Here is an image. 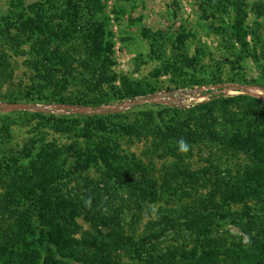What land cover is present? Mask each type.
Listing matches in <instances>:
<instances>
[{
	"label": "trees",
	"instance_id": "16d2710c",
	"mask_svg": "<svg viewBox=\"0 0 264 264\" xmlns=\"http://www.w3.org/2000/svg\"><path fill=\"white\" fill-rule=\"evenodd\" d=\"M208 4L218 6L219 2L208 0ZM50 5L48 8L55 11L59 20L57 28L52 25L56 15L41 8V3L22 9L10 6L18 18L9 24L12 27L2 31L3 41L18 54L23 44L21 37L27 35L33 40L32 59L26 62L39 80H32L23 91L3 94L2 88L12 79L13 69L9 55L1 49L0 100L99 106L158 91L149 83L127 81L122 89L115 90L116 77L110 69L113 41L110 32L106 33L104 26L101 28L99 17L104 7L101 0H85L86 11L72 0H52ZM12 28L22 32L15 33ZM222 32L241 58L255 55L264 81V23L256 22L252 31L254 54L247 48L248 33L239 14L222 27ZM74 35L83 41L74 42L78 45L63 52L61 47ZM195 52L191 58L180 57L177 67L191 75L183 77L177 88L167 90L222 80L221 70L210 75L213 77L210 81L207 71L200 77H196L197 71L191 72L196 66L193 62L206 56L202 49ZM208 55L213 58L210 52ZM78 68L89 76L81 83L85 97L72 93L66 96L64 86ZM56 72L61 74L60 78ZM229 79L263 85L252 76L236 75ZM53 84L57 91L52 89ZM47 90L49 95L45 94ZM161 106L169 110V120L157 118L158 123L150 125L148 131L162 134V157L176 148V144H170L171 140L177 142L181 138L188 145L202 144L216 150L214 161L209 162V168L202 169L201 175H195L178 153L180 161L175 171L165 167L158 184L154 167L118 151L114 134L144 131L143 124L140 128L120 121L107 125L105 119L123 112L66 116L25 111L42 119L37 127L73 133L76 138L69 145H60L57 138L52 139L35 154L26 147L29 159L22 164L20 156L2 159L0 165L6 171L1 184L7 185V189L0 195V264H119L117 252L127 249L136 255L135 264H264V102L249 95H237L217 97L186 108ZM4 129L7 130L2 126L0 131L3 133ZM91 169L96 170L95 177L90 176ZM69 181L75 182V186L64 189ZM200 187L207 192L199 193ZM160 188L173 193L182 191L194 203L175 209L174 216L159 211L137 241L126 237L122 229L126 213L131 210L139 218L144 205L161 198L157 192ZM251 201L254 206L249 205ZM240 204L241 210L235 208ZM180 217L184 220L180 221ZM228 219L245 236V242L228 231L219 232V220ZM169 232L174 239L162 248L160 239Z\"/></svg>",
	"mask_w": 264,
	"mask_h": 264
},
{
	"label": "rangeland",
	"instance_id": "374dc122",
	"mask_svg": "<svg viewBox=\"0 0 264 264\" xmlns=\"http://www.w3.org/2000/svg\"><path fill=\"white\" fill-rule=\"evenodd\" d=\"M51 1L52 0H0V50L4 49L7 52L13 69L12 79L6 82L2 88L3 94L16 92L20 89L23 91L33 82L32 80H39L35 76L36 71L26 62L28 59H32L33 40L29 39L27 35L21 37L23 39V44H21L19 48L21 53L18 54L14 53L10 49V45L3 41L2 31L12 27L10 25L18 18L17 15L11 11L10 6L18 5L22 9L27 5L41 3V8L47 11L50 10L56 15L54 16L52 25L57 28L59 24V20H56L58 19L57 14L55 11L48 8L51 6ZM101 1L104 6L99 17L101 28L104 26L105 32H110V35H112L111 40L113 41L112 51L110 53L112 61L110 69L116 77L113 82L114 86H116L115 90L122 89L121 87L125 81L129 84H137L140 82L149 83L154 85L156 87L155 89L158 91H168L167 89L177 88L176 86L183 82V77L191 75L184 74L180 69L178 70L177 67H180L179 58L185 55L191 58V56L196 54V49H202L206 54L201 60L199 59L197 62H193V64L196 63V66L192 67L191 72L197 71L195 74L196 77L202 76L201 73L207 71L209 75L207 81H210V79L213 78L210 77V75H217L219 70L223 72V75L220 76L222 79L220 82L214 84L208 82V86H217L226 83L245 84L230 81L229 77L237 75L245 77L252 76L256 81L261 82L264 87V81L261 79L255 55H252V58H241L240 55L237 54L238 52L236 53L237 50L233 47L231 42L226 39V35L222 32V27L238 17L239 14L243 20V27L248 33L246 38L248 42L247 48L254 54L255 41L252 40V31L255 29L256 22L259 25L264 23V0H231L230 2H227V0H218V6L215 4H208V0ZM72 2L75 3V6L86 11L84 7L85 0H72ZM257 12H259V14ZM45 14L49 15V13ZM22 20L24 19L22 18ZM19 27H21V25H19ZM18 29L19 28H12L11 30L15 33L22 32V30ZM74 36L75 38L69 40L66 45L61 47L63 52L68 51V47L71 49L72 46L78 45L74 44V42L81 43V41H83L79 35ZM209 52L213 55V58L209 57ZM55 74L57 78L61 77L59 72ZM88 77L87 74L82 73V68H78L74 76L69 78V83L64 86L66 91L63 92V94L67 96L72 93V96L77 94L78 96L82 95L85 97L83 95L84 93L81 91L83 90L81 83H83L82 79H88ZM51 87L52 89L57 88L56 84H53ZM104 89L108 91V85H105ZM57 90L58 88L55 91ZM221 90L222 88L220 87H214L213 90H208V92H204L203 90L198 91L197 94L189 97H193L191 98L192 100L202 99L200 102H206L211 99H216L217 97L249 95L240 90H233L231 93L227 92L223 95L224 91ZM249 90L252 91V89ZM256 93L262 94L263 92L258 90ZM45 94L49 95L48 90ZM206 94L208 95L205 98ZM249 96L259 98L264 102V94L262 97L255 95ZM131 99H124L112 104L99 106L23 101L8 102L4 100H0V103H33L49 105L51 107L71 105L90 107L96 110L95 108L97 107H120ZM191 99L183 101V105L189 106L196 102L191 101ZM148 103L158 104V106H147ZM161 105L170 106L165 100L154 99V101L139 102L123 110L107 113H72L61 109L50 112L27 109H0V130L2 126L7 129H4L3 133L0 131V164L3 161L2 159H7L10 155L13 157L20 156L22 158L19 161L20 164L27 162L29 156H27L28 151L26 147L35 154L42 144L52 139L57 138V142L60 143V145H69L76 138L73 133L55 132L49 128L37 127L38 122L42 121V119L24 113L25 111L66 116L76 113L86 115H114L118 112H123L121 115L109 116L105 119L107 125L110 126L118 121L125 122L126 124L133 123L138 127H141L143 124L142 129H144V131L142 132L141 130L139 134H134L133 132H122V134L119 135L114 134L113 139L118 143V151L129 155L138 163L154 167L156 178L159 180L158 184L162 181L161 177L165 167H168L170 172L175 171V165L180 161L177 155L178 153L180 157L186 161V164H189V168L194 171L195 175H201L202 169L204 167L209 168V162L214 161L216 150L214 147H206L202 144H190L189 151L187 153H182L178 150L177 142L171 140L170 144H176V148L162 157V134L160 132L152 134L150 130L148 131L150 125L158 123L157 118L164 119L165 121L169 120V110ZM151 117L154 118V121L153 118L151 120ZM113 147H115V144H113ZM210 170L213 172V169ZM5 171V166L0 165V195L2 193L4 194V190L7 189V185L1 184V180L5 179ZM89 173L90 176L95 177L97 175L95 169H91ZM173 183L174 182L171 181V184ZM74 186L75 182L69 181L64 189L67 188L68 190ZM198 191L199 193L207 192L205 188L201 187ZM157 192L161 198H159L156 203L144 205L139 218H137L135 213L131 210L126 213L122 219L123 234L126 237L137 241L145 233L149 220L156 218L159 211L166 216H174L175 209L183 208L184 205H192L194 203V199H191L186 193H182V191L173 193L169 189L163 191V189L160 188ZM122 194L126 196L124 193ZM195 197L198 196L195 195ZM249 205L254 206L255 204L251 201ZM235 208L241 210L242 204ZM209 211L214 213V210ZM183 220L184 219L180 217V221ZM218 225L217 229L219 232L228 231L232 235L238 237L237 239H242L243 242L246 241V238H244L245 236L229 219L224 221L219 220ZM182 234L186 235L187 233L182 232ZM172 239H174L173 233L169 232L164 238L160 239V246L164 248L167 243L172 242ZM117 253L120 255V257L118 255L117 258L119 264L136 263V255L132 250H119Z\"/></svg>",
	"mask_w": 264,
	"mask_h": 264
},
{
	"label": "water",
	"instance_id": "95a60500",
	"mask_svg": "<svg viewBox=\"0 0 264 264\" xmlns=\"http://www.w3.org/2000/svg\"><path fill=\"white\" fill-rule=\"evenodd\" d=\"M205 87H217V88H222L224 90L223 95H225L228 91L230 90H240L241 92H246L249 95H255L258 97H262V94L256 93V91H261L264 93V87L261 85H248V84H240V83H226L222 85H217V86H208L204 85ZM249 89H252L249 90ZM165 92V91H162ZM158 93H152L146 96L142 97H137L133 98L129 101H126L122 106L120 107H97L95 108L96 110L91 109L90 107H82V106H63V107H57V106H49V105H40V104H33V103H13V104H3L0 103V109H27V110H35V111H45V112H50L54 110H64L66 112H83V113H88V112H102V113H107V112H117L120 110H123L133 104L139 103V102H150L154 101V98L157 97Z\"/></svg>",
	"mask_w": 264,
	"mask_h": 264
},
{
	"label": "built area",
	"instance_id": "2783aa9c",
	"mask_svg": "<svg viewBox=\"0 0 264 264\" xmlns=\"http://www.w3.org/2000/svg\"><path fill=\"white\" fill-rule=\"evenodd\" d=\"M204 91V92H208V90H213V87H205L204 85L198 86V87H194V88H178V89H173V90H168L165 92L162 91H157L156 93H158L157 97H155L154 99H158V100H165L167 101V103L170 106H177V107H189L191 105L196 104L197 102H200V100H192L191 98L193 97H189V96H193L194 94H197L198 91ZM221 91H224L223 89ZM233 90L228 91V93H231ZM264 93H262L263 95ZM208 94L205 95V98ZM146 96V95H145ZM184 98V99H182ZM189 99H191V101H196L192 104H190L189 106H184L183 105V101H188Z\"/></svg>",
	"mask_w": 264,
	"mask_h": 264
},
{
	"label": "clouds",
	"instance_id": "9594fccd",
	"mask_svg": "<svg viewBox=\"0 0 264 264\" xmlns=\"http://www.w3.org/2000/svg\"><path fill=\"white\" fill-rule=\"evenodd\" d=\"M177 144H178V150L180 152L187 153L189 151L190 146L188 145V143L183 138L178 140Z\"/></svg>",
	"mask_w": 264,
	"mask_h": 264
}]
</instances>
